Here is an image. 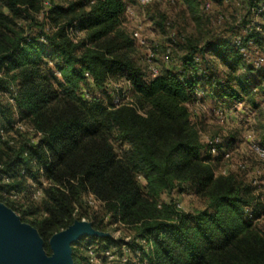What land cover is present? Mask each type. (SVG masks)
Masks as SVG:
<instances>
[{
	"label": "trees",
	"instance_id": "16d2710c",
	"mask_svg": "<svg viewBox=\"0 0 264 264\" xmlns=\"http://www.w3.org/2000/svg\"><path fill=\"white\" fill-rule=\"evenodd\" d=\"M44 1L0 0V82H18L16 112L0 106V180L18 190L27 176L41 173L49 181L45 216L31 222L47 254L51 236L75 220V202L92 191L107 211L147 238L150 264H264L260 205H252L248 186L236 184L232 176H214L212 155L189 106L202 87L211 86L215 96L230 100L260 91L264 68L212 83L205 55L239 66L242 56L234 42L223 34L203 43L179 35L183 40L173 43L185 44L179 68L158 67V75L149 78L148 68L135 58L132 33L122 26L125 0H80L67 8L46 0L51 24L28 35L16 26V18L34 20L32 13L44 9ZM179 1L193 16L202 6L200 0ZM76 10L80 13L62 22ZM74 23L86 31L79 43L67 34ZM260 27L246 39L253 38L264 52V24ZM112 79L125 81L132 101L106 106L100 98L87 100L77 93L89 82L103 86ZM27 120L35 133L29 132ZM140 175L144 185L137 181ZM185 183L207 198L205 208L187 212L173 202L158 204L161 194L182 190Z\"/></svg>",
	"mask_w": 264,
	"mask_h": 264
},
{
	"label": "rangeland",
	"instance_id": "374dc122",
	"mask_svg": "<svg viewBox=\"0 0 264 264\" xmlns=\"http://www.w3.org/2000/svg\"><path fill=\"white\" fill-rule=\"evenodd\" d=\"M79 1L52 0L53 4L65 8ZM45 2L46 0L43 2L44 9L42 8L36 14L32 13L34 20L31 17H18L15 21L16 26H23L28 35L33 36L38 35L41 27L49 26L51 24L48 17L50 4L45 6ZM125 2L127 9L122 23L123 28L129 35L136 28L141 30L153 51L151 62L162 69L165 67L175 68L179 64L180 57L184 54L180 47L185 46V44H175L171 59L166 61L165 49L173 44L174 33L178 36L185 35L187 39H201L203 43L206 37H213L218 34L231 38L233 31L235 34L236 29H239L238 26H232L237 21V17L233 15L237 9L234 4H225V6L216 4L214 7L212 6V10H206L202 0V6L199 4L198 13L193 16L183 1L179 0L173 4L164 1L147 6L140 5L137 0H125ZM79 13L80 10H76L65 14L62 22H68L71 16ZM220 16L224 19L222 24L216 22V18ZM67 34L74 43H79L86 37V31L80 30L78 23L68 25ZM42 40L44 41V39ZM135 56L138 63L146 68L145 49L138 47ZM205 56L210 60L209 65L212 68L211 81L216 84L228 83L232 76H243L249 68H256L243 58H241L239 66L233 65L232 68L231 65L229 67L221 64L210 54ZM203 64L202 62L201 65ZM262 68L264 66L256 69ZM56 72L58 70L55 69V74ZM1 75L2 73H0V78ZM57 76L60 77V75ZM7 80L6 83L0 82V106L5 111H8V106H11L16 112L17 105L14 102V92L18 89V82L11 79ZM88 84V86H84L83 91H77L79 96H84L87 100L93 97L100 98L106 106L132 101L133 96L130 87L123 80L112 79L103 86H97L93 82ZM202 88L206 91L205 96L196 98L194 102L197 104L190 105V111L192 121L199 130L202 141L208 145L205 150L210 152V142L215 138L220 139L217 152H210L212 158L209 164L214 176H232L236 184L248 186L250 196H252V205H260L258 223L263 225L264 160L256 154L251 145L252 141L258 144L263 143L264 81L259 87L260 91H253V94L244 96L242 100L222 99L215 96L217 92L214 94L211 86ZM218 106L225 107L226 111L223 115L215 113L214 110ZM17 119L18 115L15 114L14 120L17 121ZM24 123L29 128V132L35 133L32 132V125L29 124L28 120ZM11 133L13 136L19 135L15 131ZM220 145L221 147H219ZM137 181L140 185H144L146 182L142 175L137 176ZM6 184H8L7 181L0 180V203L12 209L21 223L37 230L31 222L40 220L45 216L43 201L49 181L43 174L39 173L36 178L27 176L19 190ZM162 202H173L180 210L195 212L205 208L208 200L196 192L189 183H185L182 190L176 188L170 193L161 194L158 198V204ZM75 215V220L69 226L74 225L75 222H85L90 224L91 228L98 234L83 233L71 242L73 264H119L122 255L125 253H128L130 261L137 262V250L143 252V255L139 257L140 260L146 258L150 262L148 253L151 252V245L147 238L139 234L137 226L125 223L120 217L107 211L105 202L98 198L94 192L86 191L78 198L75 202ZM60 231L51 236L49 245L52 237ZM42 249L47 256L52 255V251L47 254L44 244ZM107 249H114L115 255L113 257L102 255V252ZM91 251L97 253V259L92 263L89 261Z\"/></svg>",
	"mask_w": 264,
	"mask_h": 264
},
{
	"label": "built area",
	"instance_id": "2783aa9c",
	"mask_svg": "<svg viewBox=\"0 0 264 264\" xmlns=\"http://www.w3.org/2000/svg\"><path fill=\"white\" fill-rule=\"evenodd\" d=\"M169 2L171 4L176 3L178 0H137V2L142 6H147L152 3H160V2ZM203 4L206 10H210L214 5L212 0H203ZM231 0H223L224 4H230ZM49 2H45V6H48ZM233 4L237 7L236 12L234 13L237 17L236 25L239 27L238 31L235 33L233 37V42L236 45L240 55L242 58L253 67H262L264 66V52L259 48L253 38L246 39L248 33L253 30L260 31L261 27L264 24V0H257L254 5H249L244 2V0H234ZM47 11V10H45ZM244 11V12H243ZM216 22L222 24L224 19L220 16L216 18ZM132 37L135 40L138 47L145 49V56L147 60V68L150 72V77H156L159 72L158 66L151 62L153 51L149 47L146 38L143 36L141 30L136 28L132 31ZM183 37L178 36L174 33L172 43H178L182 41ZM172 45L170 44L165 49L166 61H168V56L172 52ZM199 61V59H197ZM57 75H60L59 72H56ZM205 89L199 88L195 92V97L200 98L205 96ZM16 95V91L14 92ZM217 115H223L226 111L224 106H218L215 110ZM220 142L219 138H215L210 142V152L216 153L218 149V144ZM252 149L256 152V154L264 160V146H261L255 141H252L251 145ZM226 155V154H225ZM131 252V250L129 249ZM102 255H109L113 257L115 255L114 249H107L102 252ZM143 255L141 250L136 251V259L137 262H132L129 259L128 253L123 254L121 257V262L119 264H150L146 258L140 260L139 257ZM97 259V253L95 251H91V255L89 261L92 263Z\"/></svg>",
	"mask_w": 264,
	"mask_h": 264
},
{
	"label": "water",
	"instance_id": "95a60500",
	"mask_svg": "<svg viewBox=\"0 0 264 264\" xmlns=\"http://www.w3.org/2000/svg\"><path fill=\"white\" fill-rule=\"evenodd\" d=\"M83 233L98 234L90 224L75 222L52 237V255L47 256L37 230L0 203V264H73L71 242Z\"/></svg>",
	"mask_w": 264,
	"mask_h": 264
},
{
	"label": "crops",
	"instance_id": "0c3cea01",
	"mask_svg": "<svg viewBox=\"0 0 264 264\" xmlns=\"http://www.w3.org/2000/svg\"><path fill=\"white\" fill-rule=\"evenodd\" d=\"M200 1H202V0H200ZM215 5H216V4H214L213 7H214ZM223 6H225V4H223ZM211 10H212V9H211ZM232 26H237V25H236V24H232ZM236 30H237V29H236ZM233 34H234V31H233V33H232V37H231V38H229V37L226 36V38H229L231 42H233V37H234ZM175 68L178 69L179 66L177 65V66H175ZM196 104H197L196 102H192L190 105H196ZM190 105H189V106H190Z\"/></svg>",
	"mask_w": 264,
	"mask_h": 264
}]
</instances>
